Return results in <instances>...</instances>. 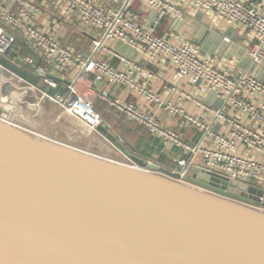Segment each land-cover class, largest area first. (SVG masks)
<instances>
[{"label": "water", "instance_id": "obj_1", "mask_svg": "<svg viewBox=\"0 0 264 264\" xmlns=\"http://www.w3.org/2000/svg\"><path fill=\"white\" fill-rule=\"evenodd\" d=\"M0 66L40 85L7 58ZM97 131L129 154L107 125ZM142 165L0 121V264H264L263 191Z\"/></svg>", "mask_w": 264, "mask_h": 264}, {"label": "built area", "instance_id": "obj_2", "mask_svg": "<svg viewBox=\"0 0 264 264\" xmlns=\"http://www.w3.org/2000/svg\"><path fill=\"white\" fill-rule=\"evenodd\" d=\"M43 1L53 4L64 15L77 18L84 29L95 33L99 37L94 42L95 52L106 42L113 41L132 48L150 62L161 57L173 67L176 80H188L196 88L197 95L180 94L175 86H170L166 88L168 96H161L151 87L153 74L122 57H119L123 63L121 69L96 59L95 55L82 58L74 49L62 46L56 37L38 28L36 17L41 9L31 0H15L14 12L0 0V56L36 76L40 85H32L6 68H0L29 84L40 94L41 100L54 102L92 131L98 132L97 128L104 125L96 109L98 101L104 102L117 115L144 128L164 146L180 149L184 157L177 164L185 170L183 175L189 168H194L264 192V82L247 72L235 74L230 66L204 57L198 46L189 42L175 43L159 33L165 19L181 18L185 8L201 11L227 26L251 32L256 43L250 52V60L253 65H262L264 0H139L152 11L151 22L145 21L139 12L133 10L136 0H130L127 6V0L122 3L120 0ZM3 28L14 33L5 32ZM15 33L26 41L33 53L23 58L22 62L9 57L17 41ZM97 84L126 89L170 118L184 119L201 134L199 141L187 142L180 132L165 127L156 113L134 102L112 98L107 92L99 91ZM61 88H64L62 95L48 92L49 89L59 91ZM172 94H178L181 101L201 107L209 119L190 115L180 103L171 99ZM206 94H214L221 101V107L212 110L203 106L198 98ZM243 118L247 121L244 122ZM0 121L59 143L9 120L0 118ZM216 127L222 131H217ZM122 165L148 171L138 164ZM261 201L264 202V196Z\"/></svg>", "mask_w": 264, "mask_h": 264}, {"label": "crops", "instance_id": "obj_3", "mask_svg": "<svg viewBox=\"0 0 264 264\" xmlns=\"http://www.w3.org/2000/svg\"><path fill=\"white\" fill-rule=\"evenodd\" d=\"M1 1L11 11H16L15 0ZM31 1L41 9V12L36 17L38 28L56 37L62 46L74 49L82 58L86 59L95 55L96 59L106 61L113 67L121 69L123 63L119 57H122L132 63L139 64L151 72L153 74L151 87L161 96H168L166 88L170 86H175L180 94L197 95L196 88L188 80H176L173 67L163 58L160 57L155 62H150L145 56L138 54L132 48L113 41L106 42L103 48L95 52L94 42L99 37L95 33L84 29L77 18L64 15L59 8L50 3L45 4L43 0ZM102 1L108 2L110 0ZM123 1L120 0L121 3ZM250 1L260 2L263 0ZM135 5H137V0L133 3V6ZM138 7V12L142 15V18L151 22L153 19L152 11L141 3ZM162 29L164 33L161 32ZM3 30L8 33H14L7 28H3ZM159 33L162 36H167L172 42H189L198 46L204 57L214 59L220 65L230 66L235 74L247 72L254 78L264 82V64L257 66L251 63L250 52L256 42L252 33L245 29L227 26L215 20L210 14L187 7L183 10L181 18L165 19L160 26ZM14 82L16 85L22 83L18 79L14 80ZM2 86L3 83L0 79V118L19 124L61 144L93 155L101 152L95 141L97 137L108 142L99 132L91 131L82 121L69 119L68 116H64L62 113L58 115L59 113L53 105L48 103V101L45 102L46 99L41 100L40 94L36 93L34 101H28L16 95L14 99L18 101L12 100L10 101L11 105H9L10 103L6 101ZM97 89L107 92L112 98L134 102L144 109L156 113L165 127L180 132L187 142L197 143L199 141L201 134L190 127L184 119L170 118L166 113L156 110L154 106L145 104L142 99L131 94L126 89L111 84H97ZM171 99L176 103H180L190 115L207 119L208 116L205 115L201 107L195 106V104L190 102L181 101L178 94H172ZM198 99L203 106L212 110H217L222 105L214 94L201 95ZM103 103L98 101L96 107L97 105L99 107L96 109L104 116L108 113V110L104 107L105 103ZM116 116L119 117L117 114ZM243 121L247 120L243 118ZM55 123H58L59 126L53 127ZM105 125L114 132V127L110 123L105 122ZM216 130L222 131L220 127H216ZM145 132L149 136L148 140L138 142L139 147L136 148V151H132V156L137 164L140 166H143L142 163L156 164L166 170L176 172L179 168L178 161L184 157L183 152L176 147L164 146L159 140L150 136L146 130ZM262 161L264 162V159Z\"/></svg>", "mask_w": 264, "mask_h": 264}, {"label": "rangeland", "instance_id": "obj_4", "mask_svg": "<svg viewBox=\"0 0 264 264\" xmlns=\"http://www.w3.org/2000/svg\"><path fill=\"white\" fill-rule=\"evenodd\" d=\"M139 5H140V2H139V0H137V5L133 6V10L138 12V9H139L138 6ZM161 32L164 33V30L162 29ZM0 79L2 80V83H3L2 89L4 90L3 92L6 96V101H8L9 103L12 100L18 101L17 99H14V97L16 95L21 96V97L27 99L28 101H30V100L34 101L36 99V95L38 93L35 91L34 88H32L29 84L24 83L22 81H20V82H22L20 85H16L14 82V80H17L16 77L14 75H12L11 73H9L8 71L2 69V68H0ZM81 89L83 90L84 87H82ZM40 98H41V96H40ZM47 101H48V103L53 105V107L59 113L58 115H60L62 113V114H64V116H68L69 119L78 120L77 118H75L71 115H68L62 108H60L54 102L46 99L45 102H47ZM9 105H11V103ZM97 107H99V105H97ZM104 107L108 110V113H106L104 116L101 115V112L98 110L99 114L101 115V117L104 121V124H105V122L110 123L114 127L113 133L118 135V137L122 141H124V144L126 146V149L129 152V154H125L123 151H121L116 146H114L111 142H109L105 137L104 138L109 143L106 142L104 139H100L97 137L98 139L96 138L95 141H96V144L100 147L101 152H99L97 154L94 153V155H97L98 157H101L104 159H110L112 161H115V162L121 163V164H128V165H134L135 164L136 165L137 162H136V160H134V158L132 156L133 152H132L131 148H135V149L138 148L139 147L138 142L147 141L149 136L147 135L145 130L142 127H140L139 125H137L136 123L129 121L125 117L116 116V114L113 111H110L109 108L105 104H104ZM55 126H59L58 123H55V125H53V127H55ZM93 132H96V131H93ZM84 138L85 137H83V139ZM84 140H86V139H84Z\"/></svg>", "mask_w": 264, "mask_h": 264}, {"label": "trees", "instance_id": "obj_5", "mask_svg": "<svg viewBox=\"0 0 264 264\" xmlns=\"http://www.w3.org/2000/svg\"><path fill=\"white\" fill-rule=\"evenodd\" d=\"M16 38L17 41L14 47V51L10 54L9 57L12 60H20L26 58L27 56L33 55L26 41L20 35H16ZM134 151H136V149H134Z\"/></svg>", "mask_w": 264, "mask_h": 264}, {"label": "bare ground", "instance_id": "obj_6", "mask_svg": "<svg viewBox=\"0 0 264 264\" xmlns=\"http://www.w3.org/2000/svg\"><path fill=\"white\" fill-rule=\"evenodd\" d=\"M90 129V128H89ZM91 130V129H90Z\"/></svg>", "mask_w": 264, "mask_h": 264}]
</instances>
